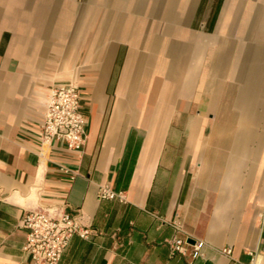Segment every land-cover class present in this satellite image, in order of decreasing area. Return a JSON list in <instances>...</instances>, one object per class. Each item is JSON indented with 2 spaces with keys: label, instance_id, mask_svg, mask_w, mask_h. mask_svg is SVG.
Listing matches in <instances>:
<instances>
[{
  "label": "crops",
  "instance_id": "obj_1",
  "mask_svg": "<svg viewBox=\"0 0 264 264\" xmlns=\"http://www.w3.org/2000/svg\"><path fill=\"white\" fill-rule=\"evenodd\" d=\"M67 82L80 150L38 134ZM263 205L264 0H0V264L33 209L89 230L57 264H264Z\"/></svg>",
  "mask_w": 264,
  "mask_h": 264
},
{
  "label": "built area",
  "instance_id": "obj_2",
  "mask_svg": "<svg viewBox=\"0 0 264 264\" xmlns=\"http://www.w3.org/2000/svg\"><path fill=\"white\" fill-rule=\"evenodd\" d=\"M85 124L79 86L74 82L54 85L46 98L43 122L38 131L40 139L44 142L58 140L70 150H80L85 142ZM63 169L68 171L67 168ZM98 196L124 199L121 191H114L107 186L99 187ZM258 220L260 228H264V205ZM21 227L26 233L22 251L30 264H57L73 235L81 238L89 236L88 228L81 223L77 214H50L44 209L26 211ZM175 227L180 230L179 226ZM168 244L172 252L185 253L187 245H191L197 252L203 242L194 241L190 244L186 237L175 236L168 240ZM221 252L229 255L231 249L225 247Z\"/></svg>",
  "mask_w": 264,
  "mask_h": 264
},
{
  "label": "water",
  "instance_id": "obj_3",
  "mask_svg": "<svg viewBox=\"0 0 264 264\" xmlns=\"http://www.w3.org/2000/svg\"><path fill=\"white\" fill-rule=\"evenodd\" d=\"M189 242L193 243L194 241L193 240L192 241L189 240Z\"/></svg>",
  "mask_w": 264,
  "mask_h": 264
}]
</instances>
